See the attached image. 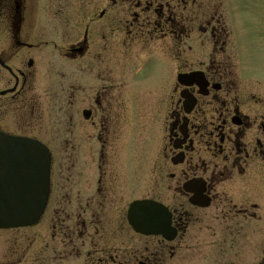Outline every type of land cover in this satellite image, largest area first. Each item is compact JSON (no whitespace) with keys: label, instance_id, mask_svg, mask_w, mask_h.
Here are the masks:
<instances>
[{"label":"flooded vegetation","instance_id":"af4514ba","mask_svg":"<svg viewBox=\"0 0 264 264\" xmlns=\"http://www.w3.org/2000/svg\"><path fill=\"white\" fill-rule=\"evenodd\" d=\"M231 2L0 0V134L51 156L0 264L262 263L264 83ZM135 202L158 207L151 228Z\"/></svg>","mask_w":264,"mask_h":264},{"label":"water","instance_id":"95a60500","mask_svg":"<svg viewBox=\"0 0 264 264\" xmlns=\"http://www.w3.org/2000/svg\"><path fill=\"white\" fill-rule=\"evenodd\" d=\"M49 167L50 156L41 143L0 134V229L36 222L47 200ZM156 208L150 203L132 204L130 216L140 231L152 227L148 215L153 217Z\"/></svg>","mask_w":264,"mask_h":264},{"label":"rangeland","instance_id":"374dc122","mask_svg":"<svg viewBox=\"0 0 264 264\" xmlns=\"http://www.w3.org/2000/svg\"><path fill=\"white\" fill-rule=\"evenodd\" d=\"M232 38L236 42L239 39L244 44L243 56L247 57L249 66L255 68L264 83V0H232L230 4ZM152 124L140 122L136 125L135 153L139 155L143 148V142L151 134ZM65 156L54 155V164H64ZM60 163V164H59ZM63 166V165H62Z\"/></svg>","mask_w":264,"mask_h":264}]
</instances>
